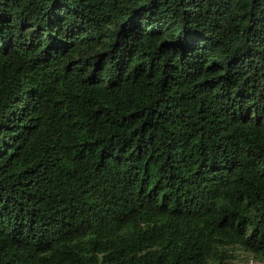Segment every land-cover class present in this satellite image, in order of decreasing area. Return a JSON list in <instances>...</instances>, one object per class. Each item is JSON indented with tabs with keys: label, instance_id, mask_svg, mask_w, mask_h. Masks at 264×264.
I'll return each mask as SVG.
<instances>
[{
	"label": "trees",
	"instance_id": "trees-1",
	"mask_svg": "<svg viewBox=\"0 0 264 264\" xmlns=\"http://www.w3.org/2000/svg\"><path fill=\"white\" fill-rule=\"evenodd\" d=\"M264 261V0H0V264Z\"/></svg>",
	"mask_w": 264,
	"mask_h": 264
},
{
	"label": "rangeland",
	"instance_id": "rangeland-1",
	"mask_svg": "<svg viewBox=\"0 0 264 264\" xmlns=\"http://www.w3.org/2000/svg\"><path fill=\"white\" fill-rule=\"evenodd\" d=\"M231 264H264V261H259L254 259L247 254L239 255V258L232 262Z\"/></svg>",
	"mask_w": 264,
	"mask_h": 264
}]
</instances>
